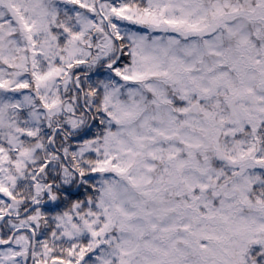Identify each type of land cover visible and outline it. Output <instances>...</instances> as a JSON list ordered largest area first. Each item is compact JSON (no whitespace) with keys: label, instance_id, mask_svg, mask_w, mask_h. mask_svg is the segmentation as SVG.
Instances as JSON below:
<instances>
[{"label":"snow or ice","instance_id":"1","mask_svg":"<svg viewBox=\"0 0 264 264\" xmlns=\"http://www.w3.org/2000/svg\"><path fill=\"white\" fill-rule=\"evenodd\" d=\"M0 264H264V0H0Z\"/></svg>","mask_w":264,"mask_h":264}]
</instances>
